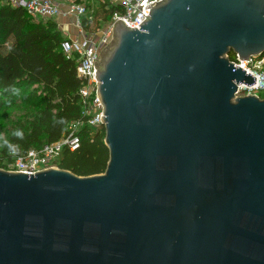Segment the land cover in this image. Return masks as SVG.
<instances>
[{
  "label": "water",
  "instance_id": "95a60500",
  "mask_svg": "<svg viewBox=\"0 0 264 264\" xmlns=\"http://www.w3.org/2000/svg\"><path fill=\"white\" fill-rule=\"evenodd\" d=\"M95 63L104 172L0 168V264H264V0H161Z\"/></svg>",
  "mask_w": 264,
  "mask_h": 264
},
{
  "label": "trees",
  "instance_id": "16d2710c",
  "mask_svg": "<svg viewBox=\"0 0 264 264\" xmlns=\"http://www.w3.org/2000/svg\"><path fill=\"white\" fill-rule=\"evenodd\" d=\"M72 1L86 5L88 12L81 22L88 29L94 19L93 11H89L91 0ZM99 5L107 22L119 10L118 5L108 0ZM30 18L23 8L0 0V110L12 108L17 101L33 109L27 124L7 139L20 152L60 140L69 122L82 118L79 97L82 81L76 73L77 56L63 52L66 37L56 20L32 22ZM229 57L234 59L235 54L231 52ZM17 131L23 133L22 138L14 135ZM79 135V148L65 150L59 167L78 175L104 172L109 159L104 127L92 131L85 125ZM10 152L3 142L0 168L10 159Z\"/></svg>",
  "mask_w": 264,
  "mask_h": 264
},
{
  "label": "built area",
  "instance_id": "2783aa9c",
  "mask_svg": "<svg viewBox=\"0 0 264 264\" xmlns=\"http://www.w3.org/2000/svg\"><path fill=\"white\" fill-rule=\"evenodd\" d=\"M13 7L23 8L31 17L58 19L60 17H73V23L78 28L74 36L66 37L62 42V50L68 56H77L76 73L82 81L79 90L81 116L69 122L61 139L47 143L39 148H30L20 152H10V159L4 162L2 168L10 171H23L35 173L37 171L59 167L65 150L75 151L79 148L81 137L80 129L87 125L92 131L103 126V105L98 96L97 68L95 63L101 61L102 50L113 40V25L122 19L130 27L139 26L149 15L151 7L147 5L161 0H114L112 3L119 6L112 19L108 21L99 32L85 29L81 18L87 14L84 3L67 2L64 9L62 0H5ZM235 67L239 66L256 77V82L250 86L240 82L237 95H258L264 97V53L261 56H252L241 60L237 55L231 59Z\"/></svg>",
  "mask_w": 264,
  "mask_h": 264
},
{
  "label": "rangeland",
  "instance_id": "374dc122",
  "mask_svg": "<svg viewBox=\"0 0 264 264\" xmlns=\"http://www.w3.org/2000/svg\"><path fill=\"white\" fill-rule=\"evenodd\" d=\"M72 0H69L68 2H71ZM103 0H91V7L89 8L90 12L93 11L94 13V19L92 23L89 26V29L93 32H99L102 30L107 23V21H104V13L100 8L99 2H102ZM110 2L114 0H108ZM64 2V9L67 4L65 0H62ZM30 20L32 22H39L40 20H47V18H36L31 17ZM55 20V19H54ZM64 34V32H62ZM65 35V34H64ZM33 109L28 107L27 104L17 101V103L10 109H2L0 110V145L9 138V136L19 129L22 125H26L27 121L30 120L28 117L30 115V112Z\"/></svg>",
  "mask_w": 264,
  "mask_h": 264
},
{
  "label": "crops",
  "instance_id": "0c3cea01",
  "mask_svg": "<svg viewBox=\"0 0 264 264\" xmlns=\"http://www.w3.org/2000/svg\"><path fill=\"white\" fill-rule=\"evenodd\" d=\"M73 17H60L56 19L59 28L64 32L65 37L74 36L78 33V28L73 23Z\"/></svg>",
  "mask_w": 264,
  "mask_h": 264
},
{
  "label": "clouds",
  "instance_id": "9594fccd",
  "mask_svg": "<svg viewBox=\"0 0 264 264\" xmlns=\"http://www.w3.org/2000/svg\"><path fill=\"white\" fill-rule=\"evenodd\" d=\"M14 135H16L17 137H20V138H22V136H23V133H22V132H20V131H17L16 133H14ZM4 144L8 145V147H9L10 151L14 150V147H15V146H13V145L9 144V142H8L7 140H5V141H4Z\"/></svg>",
  "mask_w": 264,
  "mask_h": 264
}]
</instances>
